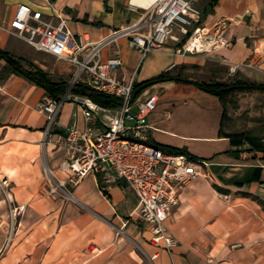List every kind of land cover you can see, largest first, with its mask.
I'll return each instance as SVG.
<instances>
[{"label": "crops", "instance_id": "obj_1", "mask_svg": "<svg viewBox=\"0 0 264 264\" xmlns=\"http://www.w3.org/2000/svg\"><path fill=\"white\" fill-rule=\"evenodd\" d=\"M21 4L54 21L64 16L75 36L92 41L139 23L147 13L133 0H0V49L42 71V60H60L7 30ZM198 6L203 25L226 21L231 46L180 56L170 42L142 57L129 45L130 36L122 35L103 52L108 58L118 48L124 57L119 73L134 76L136 84L156 80L140 91L158 96L148 117L149 143L200 163L202 175L182 188L167 222L179 245L169 253L151 243L152 225L138 217V198L125 182L92 173L69 183L60 169L65 148L50 142L39 107L46 90L0 53V264H264V137L230 130L232 95L263 91L220 97L194 83H264V69L230 72L264 36V0H199ZM65 65L61 75H71ZM83 97L72 94L63 105L62 126L85 129ZM99 116L97 133L105 129L103 112ZM56 184L61 186L52 192ZM22 204L25 210L13 215Z\"/></svg>", "mask_w": 264, "mask_h": 264}, {"label": "built area", "instance_id": "obj_2", "mask_svg": "<svg viewBox=\"0 0 264 264\" xmlns=\"http://www.w3.org/2000/svg\"><path fill=\"white\" fill-rule=\"evenodd\" d=\"M198 2L151 0L144 5L147 13L139 23L98 41L85 35L75 36L64 16L58 14L54 21L45 18L42 10L26 4L19 5L7 28L34 50L53 55L72 69L66 92L58 98L46 92L39 103L46 114L47 132L52 133L50 142L65 148L60 169L68 174L69 183L77 185L92 173L103 174L106 181L125 182L138 198V217L152 225L151 243L169 253L180 243L167 226L171 210L179 203L182 188L202 175L200 163L188 154L165 152L149 143L152 126L148 117L157 107V94L139 92L134 97V76L126 78L119 73L124 65L121 51L115 48L108 58L103 57V52L122 35L130 36L129 45L142 57L170 42L176 43L175 53L180 56L231 46L226 21L210 28L203 25ZM240 66L264 69V36L256 39L245 61L231 66V74ZM78 84L115 96L122 104L117 108L104 107L84 96L80 107L87 122L85 129L80 130L75 124L62 126L59 113ZM101 112L105 129L97 133L94 124L101 121ZM54 127L60 131H52ZM48 172L51 181L53 174ZM60 186L56 184L51 191ZM25 208L22 204L11 211L16 215Z\"/></svg>", "mask_w": 264, "mask_h": 264}, {"label": "trees", "instance_id": "obj_3", "mask_svg": "<svg viewBox=\"0 0 264 264\" xmlns=\"http://www.w3.org/2000/svg\"><path fill=\"white\" fill-rule=\"evenodd\" d=\"M0 53L3 57H5L11 64L17 69V71L28 78L29 80L37 83L38 85L42 86L47 93L52 95L53 97H60L62 94H64L67 90L68 83L67 81H53L51 80L47 73L42 71L41 69H38L36 71L28 70L24 68L18 60L13 59L7 52L0 49ZM163 75H159L157 79H161ZM197 86L200 88L208 91L209 93L218 95L220 97L228 96L229 94L233 93L237 90H258L264 92V83H258V82H235V83H226V82H213V83H205V82H194ZM145 83L136 84V90L145 89L144 87ZM242 86V87H239ZM231 87L230 89H228ZM73 94L82 95L85 97L90 98L95 103L104 106V107H112L117 108L121 100L115 96H111L108 94H105L103 92H99L95 89H92L88 86H84L82 84H78L73 86L72 88ZM254 147H261L256 141H253Z\"/></svg>", "mask_w": 264, "mask_h": 264}, {"label": "rangeland", "instance_id": "obj_4", "mask_svg": "<svg viewBox=\"0 0 264 264\" xmlns=\"http://www.w3.org/2000/svg\"><path fill=\"white\" fill-rule=\"evenodd\" d=\"M23 61V60H22ZM43 69L48 77L56 82L68 81L71 75L60 71L65 70V63L53 58H46L41 61ZM19 63L28 70L36 71L39 69L33 61L27 60L23 64ZM26 68V69H27ZM234 93V92H233ZM233 119L230 130L238 132L249 139L264 137V92H237L232 95L231 105Z\"/></svg>", "mask_w": 264, "mask_h": 264}, {"label": "bare ground", "instance_id": "obj_5", "mask_svg": "<svg viewBox=\"0 0 264 264\" xmlns=\"http://www.w3.org/2000/svg\"><path fill=\"white\" fill-rule=\"evenodd\" d=\"M151 0H133V2L135 4H139V5H146L150 2ZM144 7V6H143Z\"/></svg>", "mask_w": 264, "mask_h": 264}, {"label": "water", "instance_id": "obj_6", "mask_svg": "<svg viewBox=\"0 0 264 264\" xmlns=\"http://www.w3.org/2000/svg\"><path fill=\"white\" fill-rule=\"evenodd\" d=\"M155 81H156V80H155ZM155 81H150V82L146 83L144 87H147V86L153 84ZM239 87H242V86H239ZM230 88H231V87H229L228 89H230ZM139 92H140V89H137V90L135 91V93H134V97H135ZM120 104H122V103H120Z\"/></svg>", "mask_w": 264, "mask_h": 264}]
</instances>
